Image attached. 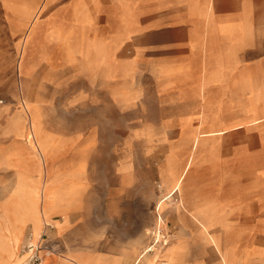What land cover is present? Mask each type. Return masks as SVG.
Masks as SVG:
<instances>
[{"label":"crops","instance_id":"0c3cea01","mask_svg":"<svg viewBox=\"0 0 264 264\" xmlns=\"http://www.w3.org/2000/svg\"><path fill=\"white\" fill-rule=\"evenodd\" d=\"M49 3L52 4L53 0H0V25L2 19L7 20L11 34L17 35L20 44L16 68L19 76L28 74L34 67L32 64L27 69L25 54L30 40L40 30L41 13L49 8ZM88 3L90 0H85V4ZM106 3L109 4L106 14L121 21L119 29L112 35L115 45L120 46L122 41H127L132 51L162 53V62L152 65L153 68L161 67V77H154L156 82L160 79L158 97L173 101L180 108L178 115L184 117L171 125L140 129L144 132L141 134L143 144L153 149L145 164L153 163L156 150L152 141H158L162 151L169 148L162 155L161 184L164 186L163 182H168L170 177H176L183 183L187 180L198 160L199 149L206 143L205 137L209 135L210 139L223 132L222 128L201 130L199 124L190 122L189 116L203 114V101L212 98V89L218 84L225 83L231 100L236 99L230 112L237 122L233 128L243 132V209L264 216V0H106ZM75 11L78 12V8ZM53 28L49 27L50 32L42 40L48 44L53 42L56 51L50 56L45 55V59L51 68L61 63L66 66L72 62L78 47L74 45L70 31L61 32ZM151 61L155 62L154 59ZM119 93L115 90L110 94L117 100L137 98L131 93ZM22 105V116L26 113L30 118L25 137L29 153L25 156L38 159L42 177L36 183L31 182L20 170L18 182L2 204L0 217L8 236L0 237V264H21L19 249L25 233H31V242L34 243L36 234L43 235L45 231H50L54 239L53 244L48 240L46 243L55 246V250L77 264H100V257L104 258L105 264H141L143 261V264H153L156 257V262L164 259L167 264H184L186 245L183 236L177 237L157 256L148 254L147 247L144 254L141 255L143 250L136 257L138 240L134 234L136 229L131 224L136 218L137 197L140 195L133 186L138 179L136 156L130 154L113 159V183L84 187L87 183L86 164L90 161L65 157L52 159L61 147L72 148L75 145L71 141L63 145L46 135L41 129L37 105L25 100ZM137 130L135 128L133 132ZM172 131L180 133L177 145L168 142L167 133ZM134 138L138 140L137 134ZM180 145L188 147L187 156L175 159V152L181 157ZM178 147L180 149L176 151ZM22 156L18 158L20 162ZM2 162L9 163L8 157H4ZM52 163L54 166L51 168ZM20 168L26 170L21 163ZM78 170L80 172L71 173ZM87 171L94 172L90 167ZM50 173L72 174L63 178L68 188H61L63 183L60 181L53 182ZM45 179L47 183L43 191ZM219 196L218 191L210 194L209 198L200 192L185 197L187 207L191 206L187 212L193 215L190 226L184 223L194 244L193 264H204L203 258L212 250L219 254L221 261L231 227L216 223L218 219L207 221L205 215L210 210H223L218 202ZM188 198H195V201L188 202ZM164 200L160 201L158 211ZM230 200L229 196L227 202ZM64 206L67 208L65 211ZM159 221H163L160 214L157 223ZM106 223H116L113 227L120 235L102 239L97 231L106 227ZM257 223H264V218L262 221L258 219ZM259 232H264V228H259ZM214 239L219 240V245ZM99 242L117 246L105 250L73 246ZM229 247L231 253L235 252L234 264H264V240L252 248H242L236 241ZM69 258L46 253L42 264H75Z\"/></svg>","mask_w":264,"mask_h":264},{"label":"rangeland","instance_id":"374dc122","mask_svg":"<svg viewBox=\"0 0 264 264\" xmlns=\"http://www.w3.org/2000/svg\"><path fill=\"white\" fill-rule=\"evenodd\" d=\"M109 4L106 0H53V3L44 9L40 16L38 32L30 40L25 54L27 69L32 64L28 74L17 72L18 43L17 35H12L7 20L2 19L0 25V214L3 202L11 195L18 182V172L27 176L31 182H38L42 174L38 159L33 158L26 149V132L30 127V118L25 113L22 116L20 108L22 102L37 105L40 116L41 129L50 138L56 139L65 145L71 141L75 147H61L57 156L70 158V160H86V185L84 187H102L104 183H113V159L118 156L130 154L138 158V179L133 185L139 192L137 197V212L132 228L136 229L138 251L136 257L155 243L154 230L157 225L162 228V242L156 248L149 250L148 254L159 255L169 244L179 236L185 238L186 255L184 264H193V240L186 232L187 223L190 226L193 215L188 211L185 197L196 192L210 194L218 192V202L223 210H210L205 212L206 220H217L216 223L230 228L226 237V245L222 253L212 250L204 258V264H234L235 252L231 253L230 244L236 241L241 247L252 248L264 240V216L258 212H246L242 204V173L244 169V151L242 148L243 132L233 128L237 123L230 115L231 106L236 99L231 100L226 84H218L212 89V98L203 101V114L189 116L192 124H199L201 130L222 128L221 133L215 134L200 148L196 165L191 170L187 180L183 183L176 177H170L168 182L161 184L160 168L163 151L158 141H152L156 152L153 153L152 162L145 164L146 157L151 156L153 149L146 148L142 141L140 129L144 127L157 128L161 124H174L178 118L180 108L171 100L158 97L161 67L159 65L161 52L132 51L127 41L121 45L113 42V32L119 29L121 21L106 14ZM78 8V12L75 11ZM57 10V13L55 12ZM53 12L56 15L53 16ZM129 24V22H127ZM61 32L70 31L74 45V58L68 65L62 63L51 68L46 56L56 51L53 42L42 39L50 32L49 27ZM132 25V23H131ZM72 43V44H73ZM108 49V50H107ZM154 59V63L150 60ZM115 90L122 93H131L136 99H115L111 92ZM4 109H1V108ZM184 118V117H182ZM138 128L136 132H133ZM19 130V131H17ZM136 134L138 140H136ZM157 134V133H153ZM178 131L167 133L170 145H177ZM134 135V136H133ZM247 138V136H246ZM86 144V145H85ZM89 144V145H87ZM73 145V146H74ZM89 147V148H88ZM180 153L175 152V159L187 156L188 147H183ZM176 149L178 151L180 149ZM184 152V153H183ZM23 155V156H22ZM22 156V161L18 159ZM8 157L7 162H2ZM18 160L19 166L15 165ZM51 161V160H50ZM24 164L26 170L20 168ZM184 164V163H182ZM52 165L50 167L52 168ZM94 172L87 171V168ZM100 171V172H99ZM71 171V173H78ZM90 174H87V173ZM89 175V176H88ZM65 176L69 174H51L53 182H62L61 188H68ZM73 177H79L74 175ZM218 189V190H217ZM232 195V196H231ZM230 202H227L228 197ZM165 199L158 211V205ZM187 200V199H186ZM193 203L195 198H188ZM67 209L65 206L63 210ZM158 214L163 221L157 223ZM106 227L98 229L102 239L107 236L120 235L115 232L116 223H106ZM110 225V226H109ZM6 225L0 217V237L8 236ZM31 233L23 236L19 253L22 255L21 264H27L29 252L26 246L31 242ZM40 236V237H39ZM36 234L34 244L43 240ZM40 239V240H39ZM46 240L53 244L50 231ZM167 240V243H164ZM219 245V240L214 239ZM52 246V245H51ZM78 248L90 246L95 250L113 249L116 244L110 243H79L73 245ZM55 246H53L54 248ZM61 252V251H60ZM53 254V253H48ZM54 255V254H53ZM155 258V257H153ZM157 257L155 258V260ZM152 260L154 264L156 261ZM144 262V261H143ZM141 262V264H143ZM104 258L100 257V264ZM156 264H167V261L158 260ZM169 264V263H168ZM171 264V263H170Z\"/></svg>","mask_w":264,"mask_h":264},{"label":"built area","instance_id":"2783aa9c","mask_svg":"<svg viewBox=\"0 0 264 264\" xmlns=\"http://www.w3.org/2000/svg\"><path fill=\"white\" fill-rule=\"evenodd\" d=\"M157 232V233H156ZM155 234V243L149 246L148 250H152L156 248L157 243L162 242V237L164 236L162 233L161 225H157V227L154 230ZM43 240L42 242L39 241L38 243H30L26 246L27 251L29 252V263L28 264H42L44 260V256L46 253H54L55 248L53 246L47 244L46 237H47V231H45L42 235ZM164 238V237H163ZM168 241L165 240L164 243H167Z\"/></svg>","mask_w":264,"mask_h":264},{"label":"bare ground","instance_id":"6f19581e","mask_svg":"<svg viewBox=\"0 0 264 264\" xmlns=\"http://www.w3.org/2000/svg\"><path fill=\"white\" fill-rule=\"evenodd\" d=\"M31 137H32V135H31ZM46 183H47V180L45 179V181H43V191H44V189H45V186H46ZM42 189V188H41ZM157 233V232H156ZM40 237V236H39ZM40 240V239H39ZM42 242V241H41ZM149 249V246H148V248H147V250ZM55 252L53 253L54 255H56V256H61V257H65V258H69V257H66L65 255H63L61 252H58L57 250H54ZM149 251V250H148ZM145 253V249H144V251L141 253V255L142 254H144ZM69 260L71 261V262H73V263H75V264H77L76 262H75V260H73V259H71V258H69ZM103 264H105V263H103ZM170 264V263H169Z\"/></svg>","mask_w":264,"mask_h":264}]
</instances>
